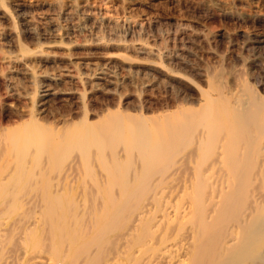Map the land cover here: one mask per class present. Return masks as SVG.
I'll list each match as a JSON object with an SVG mask.
<instances>
[{"label": "bare ground", "instance_id": "1", "mask_svg": "<svg viewBox=\"0 0 264 264\" xmlns=\"http://www.w3.org/2000/svg\"><path fill=\"white\" fill-rule=\"evenodd\" d=\"M114 1L0 0V82L14 98L2 106L16 119L0 125V248L21 234L26 248L17 263L1 257L134 264L150 250V264L167 251L184 264H264V83L234 57L226 68L169 47L215 39L196 24L179 20L156 45L152 21ZM215 2L207 10L264 18V0ZM244 37L243 63L262 74ZM106 96L115 106L96 105Z\"/></svg>", "mask_w": 264, "mask_h": 264}, {"label": "rangeland", "instance_id": "2", "mask_svg": "<svg viewBox=\"0 0 264 264\" xmlns=\"http://www.w3.org/2000/svg\"><path fill=\"white\" fill-rule=\"evenodd\" d=\"M26 1H31V0H26ZM200 0H115L114 1V4L118 7V8H120V9H125L126 11H131L130 13H135V16H137V17H139V18H145L146 20H148V21H152V23H148L147 24V26H148V29H149V32L150 33H154V39H156V40H154V43H156V45L158 44V43H162L161 41H167V39L169 38L170 39V35L171 34H173V31H175V29H176V24H177V22L179 21V20H183V21H188V22H192V23H194V24H196V26L198 27V28H202L201 30L205 33V34H208V33H210V34H208V36L209 37H212L213 38V36L215 37V39L214 40H212V41H210V43L208 44V42L206 41V42H199L198 43V46H197V43L196 42H194V41H192L190 38H188V37H186V39H185V37H183V38H177L178 40H176V38L173 40V41H175V42H171V44L169 45V47L172 49V50H174V51H178V52H180V55L181 54H188V50H193V53H196V54H198L199 56H201V55H204V57L202 56V61L203 60H205V62L206 63H209V64H212V62L210 61V60H212L213 61V59L214 60H217V59H220V57H221V59H223V64H224V66L225 65H227L226 64V62H231V60H232V58L234 57L235 58V60H234V58H233V60H232V63H228V65L226 66V68H228V66L229 67H231V64H232V67L235 65V63H236V61H237V63H236V65L235 66H239V65H243L244 67H246V68H244V69H246V71L249 73V75H250V78L257 84V85H259V86H262L261 84H263L264 83V72L262 73V74H259L260 72H259V69H260V67H257V66H254L253 64H252V57L251 58H248L247 59V61H246V64L245 63H243V55L245 56V54L246 53H243V52H247V50L246 49H244V48H240L236 43L237 42H242L243 41V37L245 38L244 39V41H246V43L248 44V46H251L253 43V45L251 46V50L253 49V52L255 53V55H257V56H254V57H256L257 59H258V61H259V63H261V67L262 68H264V52H263V50H262V48L264 47V18H257V19H253V18H251V17H246V18H249V19H245V17H243V18H236V17H234V16H231V15H228L227 16V14H223V13H221L220 12V10H218V9H211L210 11L209 10H207V8L206 7H208V5H215L216 4V2H215V0L213 1H211L210 2V4H209V1H207V0H201V4H199V3H197V2H199ZM196 2V3H195ZM206 2V3H205ZM197 4L198 6H200V7H198V6H196L195 4ZM203 3H205V6L203 7V8H201L204 4ZM208 3V4H207ZM194 6H196V8L194 7ZM190 7V8H189ZM195 8V9H194ZM199 8V9H198ZM188 9V10H187ZM201 10V11H200ZM203 10V11H202ZM206 11V13H204L205 11ZM215 10H217V11H215ZM200 11V12H199ZM186 12V13H185ZM209 12V15L207 14ZM217 12L219 13V14H217ZM133 13V14H134ZM188 14V15H187ZM192 14V15H191ZM203 14V15H202ZM223 14V15H222ZM191 16V17H190ZM234 18V19H233ZM151 19V20H150ZM263 19V20H262ZM238 20H240V21H238ZM245 20V21H244ZM252 22H251V21ZM246 21H248V22H246ZM252 24H251V23ZM254 22V23H253ZM256 24V25H255ZM152 30V31H151ZM170 32H171V34H170ZM207 32V33H206ZM169 33V34H168ZM216 35H215V34ZM220 33V34H219ZM221 33H225L226 35H230L231 37H233V39L235 40V45H233V46H227V44H226V42H225V39H224V37L223 36H221L222 34ZM168 34V35H167ZM212 34H213V36H212ZM244 34V35H243ZM220 36H221V38H220ZM156 37H159V38H156ZM162 37H164V39L162 40ZM218 37V38H217ZM237 37V38H236ZM247 37V38H246ZM219 38H220V40H219ZM263 38V39H262ZM166 39V40H165ZM217 39L219 40V41H217ZM236 39H237V41H236ZM241 41H240V40ZM182 40H184V41H182ZM187 40H188V43H187ZM190 40V41H189ZM181 41V42H180ZM158 42V43H157ZM184 42V43H183ZM219 42V43H218ZM253 42V43H252ZM204 43V44H203ZM205 43H206V45H205ZM216 43V44H215ZM222 45H221V44ZM172 44H174L175 46H173ZM181 44V45H180ZM219 44V45H218ZM251 44V45H250ZM258 44V45H257ZM159 45V44H158ZM178 45V46H177ZM187 45V46H186ZM189 45V46H188ZM200 45H201V47H200ZM209 45V46H208ZM215 45H217V46H215ZM223 45L224 46H226L227 47V49H226V47H223ZM260 45V46H259ZM184 46H186V48H184ZM194 48H193V47ZM204 46H206V49H205V47ZM212 46H215V47H212ZM223 48H222V47ZM256 46H257V48H259V49H257L256 48ZM176 47H177V49H176ZM179 47V48H178ZM189 47V48H188ZM192 47V48H191ZM200 47V48H199ZM207 47H211V50L209 49V48H207ZM219 48V50H218V48ZM238 47V48H237ZM253 47V48H252ZM184 50H183V49ZM222 48V49H221ZM231 50H230V49ZM237 49V51L239 52V53H241V54H239L237 51H236V49ZM241 50H240V49ZM195 49V50H194ZM197 49H198V51H197ZM205 49V50H204ZM223 49H224V51H223ZM233 49H234V51H233ZM180 50H182V53H181V51ZM186 50V51H185ZM200 50V51H199ZM256 50V51H255ZM257 50H260L262 53H260L259 54V52L260 51H257ZM201 51H203V53L201 52ZM221 51H223L222 53H221ZM227 51V52H226ZM186 52V53H185ZM209 52V53H208ZM232 52V53H231ZM200 53V54H199ZM207 53L209 54V56L207 55ZM227 53V54H226ZM229 53H230V55H229ZM257 53V54H256ZM205 54H206V56H205ZM212 54V55H211ZM216 55V57H214L215 55ZM237 54V55H236ZM262 54V55H261ZM129 55H131V56H135L134 54L132 55L131 53L129 54ZM197 55V57H199ZM220 57H219V56ZM230 57H229V56ZM181 56H185V55H181ZM189 56V55H188ZM210 56H212L213 58H211ZM227 56H228V58H227ZM240 56V57H239ZM261 56L263 57V60H262V58H261ZM206 57V58H205ZM208 57H209V59H208ZM200 58V57H199ZM231 58V59H230ZM144 59V58H143ZM228 61H227V60ZM97 60L98 61H100L101 60V62L103 61V59H99V58H97ZM200 59H199V61H201ZM206 60H208V61H206ZM241 60V61H240ZM262 60V61H261ZM164 62H165V64L164 65H166L167 67H169L170 69H176L177 71H180V72H183V73H186V74H190V73H194V76H196V74H195V72L193 71V70H191L190 68H188L187 66H183L182 64H180V63H176V62H174L176 65L173 67L172 65L174 64L173 62H171L170 63V61H168L167 62V60H163ZM199 61H197V64H196V66H199ZM201 61V62H202ZM210 61V62H209ZM104 62V61H103ZM167 62V63H166ZM215 62H217V61H215ZM235 62V63H234ZM241 62V63H240ZM170 63V64H169ZM243 63V64H242ZM248 63V64H247ZM263 63V64H262ZM213 64H215L214 63V61H213ZM212 64V65H213ZM238 64V65H237ZM245 64V65H244ZM250 64V65H249ZM183 66V68L182 67H180V66ZM201 65V64H200ZM177 66H178V68H177ZM186 67H187V69H186ZM180 68V69H179ZM249 68H251L252 70H253V72L251 71V69L249 70ZM258 68V69H257ZM136 71H138L139 69L138 68H134ZM138 69V70H137ZM182 69V70H181ZM257 69V70H256ZM188 70H190L189 72H188ZM249 70V71H248ZM254 70H256V71H254ZM188 72V73H187ZM152 74H156L155 72L153 73V72H151ZM252 73H253V75L255 76H253L252 75ZM256 73V74H255ZM190 75H192V74H190ZM251 75H252V77H251ZM260 75V76H259ZM258 77V78H257ZM255 78V79H254ZM257 78V79H256ZM260 78V79H259ZM259 82H258V81ZM2 84H1V82H0V125L1 126H7V125H9L10 123L12 124V122L13 121H15L13 118V114H11L10 113V111L11 110H9V108L8 109H6V107H4V106H2V104L3 103H11V102H13L14 101V98L11 96V97H9V96H6L5 95V90H3V85L1 86ZM5 95V96H4ZM104 99V100H103ZM107 99V100H106ZM108 99H110L111 100V104H110V100H108ZM101 100H102V102H106L107 104H109L110 106H115V101H114V99L113 98H111V96H106L105 98H102V99H100V101L99 100H97L96 102V105H100L101 104ZM127 100V99H126ZM126 100H124L123 102H121V105H123L125 108H128L129 106H131V102H130V99H128V102L126 101ZM117 101V100H116ZM126 101V102H125ZM100 102V103H99ZM125 102V103H124ZM148 102H149V104H148ZM148 102H145L144 103V109H145V112H151L150 110L153 108V110H154V106H155V104L157 105V103L156 102H154V98H152V99H150ZM154 102V103H153ZM164 103H166L165 102V100L163 101ZM123 103V104H122ZM125 104V105H124ZM130 104V105H129ZM148 105V106H147ZM150 105V106H149ZM153 106V107H152ZM123 107V108H124ZM149 107H152L151 109L149 108ZM3 108H4V110H3ZM148 108H149V110H148ZM147 109V110H146ZM152 110V111H153ZM8 111V112H7ZM11 119V120H10ZM9 121V122H8ZM11 121V122H10ZM5 124H7V125H5ZM0 126V127H1ZM4 219V218H3ZM2 219V217L0 218V229H4V224H5V219L3 220ZM0 230V234H2V232L1 231H3L4 232V230ZM7 234V233H6ZM5 234V235H6ZM17 235V234H16ZM15 235V236H16ZM18 237H19V239L17 238V237H15L14 239H16V240H14L13 242L12 241H7V239L6 240H3L4 241V243H6V247H5V249H2L3 250V253L6 255V253L7 254H9V255H11L10 256V258L12 257V255H13V257H14V259H15V263H17L18 262V258L17 257H20L19 259H21V256L23 255V250L24 249H26L25 248V246H23V241H24V237L22 236V234L21 235H17ZM22 238H23V240H22ZM17 239L19 240V241H17ZM172 239H175L174 238V236H172L170 239H169V241L168 242H174ZM22 241V242H21ZM9 242V243H8ZM156 242H157V240H154V244H156ZM13 243H16V244H13ZM12 244V245H11ZM1 250V248H0V251H2ZM167 250V249H166ZM5 251H6V253H5ZM145 251V250H144ZM143 251V254H142V257H143V260H142V257H141V255L139 256V254H140V252L138 251V250H136V255H138L139 256V258H138V261H135V260H137V259H133V261H131L132 263H134V264H150V262H152V261H150V259H149V257H150V254L148 255V253H150L149 251L150 250H148V253L146 252V254L144 255V252ZM155 251V250H154ZM165 251V250H164ZM164 251H163V253H164ZM167 252H170V251H167ZM166 252V253H167ZM151 253H152V251H151ZM160 253H162V252H160ZM164 253V254H161L162 255V257L164 258H162L161 257V264H184V261H183V258L178 254V255H176L175 254V256H173V257H170V253ZM160 255V256H161ZM164 255V256H163ZM2 255H0V262H2V264L4 263V264H6L7 262H4V258H2L1 257ZM13 257L11 258L12 260H14L13 259ZM179 257H181V258H179ZM2 258V259H1ZM141 258V259H140ZM155 258V257H154ZM173 258V259H172ZM141 260V261H140ZM6 261V260H5ZM144 261V262H143ZM155 261V260H154ZM170 261V262H169ZM139 262V263H138ZM142 262V263H141ZM1 264V263H0ZM151 264H153V263H151ZM154 264H155V262H154Z\"/></svg>", "mask_w": 264, "mask_h": 264}]
</instances>
